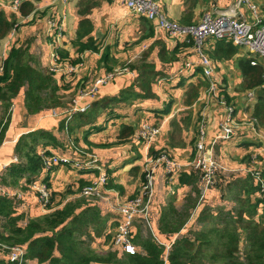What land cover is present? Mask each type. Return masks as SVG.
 <instances>
[{
    "label": "crops",
    "instance_id": "1",
    "mask_svg": "<svg viewBox=\"0 0 264 264\" xmlns=\"http://www.w3.org/2000/svg\"><path fill=\"white\" fill-rule=\"evenodd\" d=\"M13 1L0 0V9L5 10L9 17L15 16L19 24L15 35L10 33L1 40L0 64L4 63L3 60L9 55L13 45H28L36 60L33 65H38L39 68L48 69L54 62L57 48L68 51L69 60L80 58L77 63L70 62L82 63L83 66H79L71 74H55L60 86L58 93L65 105L63 108L53 107L38 113H29L25 100L26 88L13 99L9 127L0 145V179L8 166L17 161L15 148L18 139L37 129L49 130L60 140L61 147L47 148L55 154H68L75 158H84V153L95 154L102 167L101 172L108 177L102 197L82 194L83 187L97 178L100 173L98 170L79 171L70 165H58L51 169V173L39 174L35 181H45L50 191L55 194L52 201L55 209L82 197L95 205L101 217L106 220L107 230L94 240L103 246L111 241L113 251L122 256L124 252L114 245L116 227L122 219L118 211L119 205L133 197L132 194L139 189L146 158L150 154L165 151L182 164V169L175 174H166L161 170L157 175L152 202L154 231L164 241L175 236L176 240L182 237L192 239L199 231L213 226L224 228L226 220L223 216L228 215L235 221L239 219L236 226L240 233V249L242 245L246 248L245 224L256 221L264 225V194L249 172L250 169L260 170L264 176V110L259 105V101L264 100V81L253 88L244 87L239 61L250 59L251 65H261L264 69V58L257 57V63L252 64L253 57L238 46L235 55L226 57L222 47L218 46L219 41L208 38L204 42V50L214 68L207 75L204 66L198 63L199 56L192 39L172 40L174 38L167 31L157 28L146 17L132 13L123 0H30L33 1L35 9L28 15H22L19 9L13 10ZM24 1L27 0H21L20 4ZM160 1L168 16L165 15L183 25L198 23L206 12L215 10H235L246 18L242 10V5L246 3L236 5L237 0ZM259 1L252 2L256 4L258 15L264 23V0ZM252 13L254 14L253 11ZM49 17L62 23L63 32L58 39L48 30ZM85 17L92 22L93 30L82 40L86 42L88 37H93L98 49H87L80 54L74 41L80 21ZM105 51L108 57L103 61L102 55ZM143 62L153 64L160 73L153 83L156 95L154 98L138 99L132 104L120 103L113 109L105 110L95 123L78 128L72 135L67 129H60V123L63 118H67V113L80 91L88 89L97 78L106 73L127 67L128 70L101 86L95 97H84L81 103L91 105L102 97L119 95L138 76V71L131 69L129 65ZM122 63L129 65L120 67ZM187 63L193 66L187 67ZM108 67H112V71H108ZM170 79L173 81H168ZM211 83L216 84L217 90L209 94ZM191 90L194 100L188 104L186 100ZM226 94L231 100L228 104H233L234 107L235 134L228 139H221V124L227 116V108L221 101L228 99ZM168 105L170 107L166 111ZM54 110L58 116L53 113ZM3 111L0 100V117ZM74 115L69 113L70 121L74 122ZM203 118L207 122V149L211 151L214 159H218L232 171L220 172L216 184L204 199L198 200L195 207L189 208L190 216L179 233L175 236L168 235L160 230V216L168 202H173L177 209L182 210L187 206L190 195L196 197L192 185L181 184L180 175L182 172H195L191 162L197 150L199 124ZM143 122L161 128L159 136L151 144L135 139V133ZM122 125L130 126L133 133L120 142ZM44 149L46 148H40V153ZM253 157L257 158L254 162ZM109 178L112 179L111 182ZM109 182L113 188L107 187ZM196 186L200 197L202 186L199 180ZM0 194L16 199L17 213L25 216L21 225L47 213L30 185L22 189L0 184ZM171 196L174 199L168 201ZM136 223L132 230L133 242L138 233L143 238H150L140 229L141 224ZM196 228L198 230L194 234L189 232ZM241 253L244 251L241 250ZM0 260H6V253L1 248ZM26 260L25 264H43L37 260Z\"/></svg>",
    "mask_w": 264,
    "mask_h": 264
},
{
    "label": "trees",
    "instance_id": "2",
    "mask_svg": "<svg viewBox=\"0 0 264 264\" xmlns=\"http://www.w3.org/2000/svg\"><path fill=\"white\" fill-rule=\"evenodd\" d=\"M34 9L35 5L30 0L22 2L19 6L22 15H28ZM18 26L15 16L9 17L5 10L0 9V44L1 40ZM92 30V22L86 17L83 18L74 41L80 54L87 49H98L93 37H88L86 42L82 40ZM218 41L224 56L231 57L237 53V45L233 42ZM57 56V61L60 63L80 61V58L75 61L69 60V52L60 48H57ZM107 57L108 53L105 51L102 60L106 61ZM35 62L28 45H13L4 60V72L0 75V100L4 109L0 117V145L9 127L12 101L24 88H26L25 100L29 113L65 106L58 93L60 86L55 74H67L39 68L38 65H33ZM239 65L244 78V87L253 88L264 81V69L261 65H251L250 59H241ZM129 67L138 71V76L131 86L121 90L119 95L95 100L84 112L73 113L74 122L66 116L67 118H63L60 123V129H67L72 135L78 128L92 125L105 110L113 109L120 103L132 104L138 99L154 98L156 95L153 91V83L160 74L155 66L143 62L139 65L131 64ZM112 69L108 67V71ZM189 95L186 101L191 104L194 100L192 90ZM226 96L228 103L231 102L228 94ZM260 104L264 110L263 99L259 101ZM169 107L170 105L166 111ZM132 133L133 129L130 126L122 125L119 141L125 140ZM61 146L60 140L49 130L37 129L23 134L16 143L17 161L8 166L1 176L0 184L26 189L44 169L40 148ZM71 146L74 147L73 144ZM46 153L55 154L50 150H46ZM111 180L109 178L110 182ZM198 180L199 174L196 171L181 173V184L192 185L196 197L190 195L187 206L182 210L177 209L173 202H169L160 216L161 232L174 236L179 233L190 216L189 208L195 207L199 199V189L196 186ZM110 182L107 187L113 188ZM54 197L55 194L51 192L47 213L29 219L26 225H21L25 216L17 213L16 199L0 194V243L6 246L24 245L27 249L26 259L37 260L43 264H165L162 257L164 248L153 238H143L139 233L134 242L142 252L122 253V256L117 252L106 255L96 252L91 248L90 243L95 237L105 234L107 230L106 220L101 217L99 209L83 197L68 201L63 207L55 209L52 205ZM223 218L226 220L224 228L213 226L199 231L195 238L182 237L175 240L168 256V263L206 264L204 261L206 258L209 264H264V225L256 221H248L245 224L247 243L244 253H241L240 233L236 226L239 219L235 221L228 215H224ZM0 264L9 263L7 260H0Z\"/></svg>",
    "mask_w": 264,
    "mask_h": 264
},
{
    "label": "built area",
    "instance_id": "3",
    "mask_svg": "<svg viewBox=\"0 0 264 264\" xmlns=\"http://www.w3.org/2000/svg\"><path fill=\"white\" fill-rule=\"evenodd\" d=\"M21 0H14L12 8L19 9ZM67 2L68 0H63ZM127 8L134 14L146 17L152 21L157 28L167 31V33L174 39H192L195 42V47L199 56V62L204 66L207 75L213 71V64L209 56L204 50V42L208 38L216 40H226L233 42L238 47H248L249 55L252 64H256L255 58H264V23L258 15V9L252 0H237L236 5L241 3L248 4L255 14V22H249L244 18L243 14L235 10H215L213 12H206L198 23L193 25H183L177 21L168 19L161 11L159 0H123ZM48 30L52 31L54 36L58 39L63 32L62 23L56 21L55 18H49ZM16 29L11 31V35H15ZM58 56L54 55V62L49 65L48 70L55 73H73L82 63L73 64L72 62L60 63L57 61ZM4 61V60H3ZM187 67H192L191 63L186 64ZM128 70L127 67L117 69L112 72L106 73L104 76L97 78L93 84L88 88L79 92L78 96L73 101V106L67 113L84 112L90 105L82 104L81 99L84 97H95L101 86L107 84L111 79L115 78L118 74ZM4 72V63L0 64V75ZM217 90L215 83L209 86V94ZM227 108L226 119L221 124L222 134L221 139H228L235 134L234 127V107L228 104L227 100L221 101ZM55 115H59L53 111ZM161 128L159 126L150 125L147 122L141 123L135 133L136 140H145L151 144L160 134ZM206 132L207 122L203 118L199 124V134L196 143V153L191 164L195 171L199 174V181L202 186L200 191L199 201L204 199L207 192L216 184L217 176L220 172L232 171L228 169L218 159H214L211 155L207 154L206 147ZM47 149L41 151L43 159L42 173L48 174L54 166L67 165L72 166L79 171H100L96 180L91 184L86 185L82 189V194L85 196L102 197L103 187L107 183V174L102 171L101 165L93 157L75 158L67 156L66 154H51L47 155ZM257 158L253 157L252 161ZM182 169V164L172 157L169 153L161 151L155 154H150L144 163V179L140 185L138 194L130 197L125 203L119 205V215L122 219L119 221L114 234V245L121 249L122 252L128 254H136L142 252L134 244L132 240V230L136 222H141L144 226L149 228L151 233L150 237L153 238L164 248L162 255L164 263H168V256L176 236L169 241H164L160 235L154 231L153 217H152V202L155 193V185L157 175L161 170L166 174H175ZM249 172L254 176L259 190L264 194V176L260 170L250 169ZM30 187L38 195V199L42 208L47 211V206L50 203L51 191L45 181H33ZM0 248L6 253V260L9 264H25L27 249L24 245L6 246L0 243Z\"/></svg>",
    "mask_w": 264,
    "mask_h": 264
},
{
    "label": "rangeland",
    "instance_id": "4",
    "mask_svg": "<svg viewBox=\"0 0 264 264\" xmlns=\"http://www.w3.org/2000/svg\"><path fill=\"white\" fill-rule=\"evenodd\" d=\"M252 1H256L257 3H259L260 1L259 0H252ZM159 2H160V5H161V11H162V13L165 15L166 14V12H165V10L163 9V7H162V3H161V1L159 0ZM244 8V9H243ZM13 9V8H12ZM248 9V10H247ZM13 10H15V9H13ZM242 10H244V14L246 15V18H247V20L249 21V22H255V16H254V14L252 13V11H250V9L248 8V6L246 5V4H244V5H242ZM167 15V14H166ZM165 15V16H166ZM168 16V15H167ZM166 16V17H167ZM202 17V16H201ZM49 18H51V17H49ZM168 19H170V20H173V19H171V18H169V17H167ZM52 19V18H51ZM172 40H175V39H172ZM243 49L242 50H245V52H247V51H249V49H248V47H246V46H244V47H242ZM205 49V48H204ZM127 63H122L121 64V66L120 67H123V66H125ZM127 65H129V63L127 64ZM119 67V68H120ZM171 80L173 81V79H170V80H168V81H170L171 82ZM175 130H176V128H175ZM206 139H207V132H206ZM154 154V153H153ZM67 156H69L68 154H67ZM84 157H93V158H95L97 161H98V158H96V155L95 154H93V153H84ZM144 167V166H143ZM144 171V170H143ZM49 173H51V171L49 172ZM96 180V179H95ZM94 180V181H95ZM93 182V181H92ZM91 182V183H92ZM90 183V184H91ZM141 185V184H140ZM139 189H140V187H139ZM139 189L138 190H136L132 195H135V194H138V191H139ZM131 195V196H132ZM171 198H173L174 199V196H171L170 198H169V200L168 201H171L170 199ZM200 198V197H199ZM199 200V199H198ZM169 203V202H168ZM220 218V217H219ZM141 225H140V229H142L143 230V233L144 234H146V235H148V236H150L151 235V233H150V231H149V228L148 227H146V226H144L141 222H139ZM195 224H196V222H195ZM136 226H138V223H136ZM198 230V228H196L195 230H189V232L192 234H194L196 231ZM90 245H91V247H92V249L93 250H95L96 252H98V253H100V254H103V255H106V254H108V253H115L114 251H113V246H112V244H111V241L109 242V243H107V245L106 246H103L102 244H100L99 242H97V241H91V243H90ZM241 250H242V252L243 251H245V246L244 245H242L241 246ZM204 261H205V263L206 264H209V263H207V259L205 258L204 259Z\"/></svg>",
    "mask_w": 264,
    "mask_h": 264
},
{
    "label": "water",
    "instance_id": "5",
    "mask_svg": "<svg viewBox=\"0 0 264 264\" xmlns=\"http://www.w3.org/2000/svg\"><path fill=\"white\" fill-rule=\"evenodd\" d=\"M207 154L210 155V151L209 150L207 151Z\"/></svg>",
    "mask_w": 264,
    "mask_h": 264
}]
</instances>
